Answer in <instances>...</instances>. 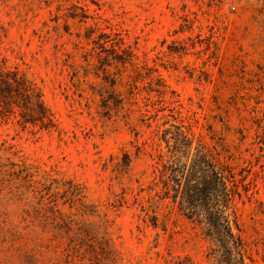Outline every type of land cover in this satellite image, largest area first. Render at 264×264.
Wrapping results in <instances>:
<instances>
[{
    "label": "rangeland",
    "instance_id": "374dc122",
    "mask_svg": "<svg viewBox=\"0 0 264 264\" xmlns=\"http://www.w3.org/2000/svg\"><path fill=\"white\" fill-rule=\"evenodd\" d=\"M0 65L55 122L0 117V264H216L159 197L177 128L232 166L264 264V0H0Z\"/></svg>",
    "mask_w": 264,
    "mask_h": 264
},
{
    "label": "trees",
    "instance_id": "16d2710c",
    "mask_svg": "<svg viewBox=\"0 0 264 264\" xmlns=\"http://www.w3.org/2000/svg\"><path fill=\"white\" fill-rule=\"evenodd\" d=\"M146 69L149 76L151 68ZM140 75V73H138ZM157 89L162 94L165 84L156 77ZM162 87V88H161ZM17 117V122L49 130L55 122L45 105L40 89L15 69L0 65V117ZM169 138L166 133V160L161 165L158 179L160 198H170L180 214L197 226L208 244V258L216 264H247L244 244L235 231L238 229L232 204L240 192L232 166L220 161L218 152H211L186 134L177 130ZM264 154L258 156L261 157ZM154 220V221H153ZM155 225V218L151 219Z\"/></svg>",
    "mask_w": 264,
    "mask_h": 264
}]
</instances>
